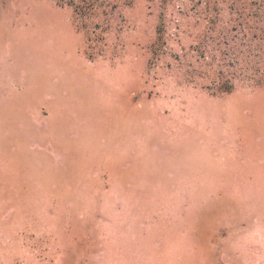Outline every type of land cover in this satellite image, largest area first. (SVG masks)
<instances>
[{"label":"rangeland","instance_id":"1","mask_svg":"<svg viewBox=\"0 0 264 264\" xmlns=\"http://www.w3.org/2000/svg\"><path fill=\"white\" fill-rule=\"evenodd\" d=\"M57 79L110 103V124L125 133L147 115L148 178L180 175L200 142L222 171L209 178L254 176L215 192H237V221L224 231L238 225L250 242L264 202V0H0V264H249L231 247L233 229L211 233L209 214L176 246L178 184L148 182L140 227L125 235L110 230V202L92 209L28 178L15 126Z\"/></svg>","mask_w":264,"mask_h":264},{"label":"crops","instance_id":"2","mask_svg":"<svg viewBox=\"0 0 264 264\" xmlns=\"http://www.w3.org/2000/svg\"><path fill=\"white\" fill-rule=\"evenodd\" d=\"M76 84V81L69 85L63 84L59 79L44 84L42 96L34 98L32 105L22 106V115L15 128L28 144L24 146L31 162V165L26 166L27 174L31 176L28 178H32L39 187L45 184V187L50 185L56 189L60 184L66 192L75 193L80 200L91 201L92 209L99 210L102 201L110 202V230L125 235L133 227H140V202L146 199L148 182L178 184L175 191L178 214L174 217L176 246L183 245L191 236V222H195L196 228L202 226L204 214H209L206 223L213 235L216 231L223 232L229 224L237 221L238 211L232 205L237 192H231L236 196L227 192L232 185L237 189L236 186L243 180L251 182L254 176L236 178L231 175L225 181L224 177L222 181L209 178L211 172L222 171L207 163V158L213 153L205 150L200 140L196 150L192 147L186 165L177 167L180 175L148 178L147 115H135L138 130L132 129L125 133L120 125L110 124V103L107 107L103 106L94 97L85 101L76 95L77 92L73 93V86L77 90ZM38 87L35 84L33 89ZM140 125H144V130ZM151 166L154 167V164L151 163ZM159 168L162 173L163 166ZM217 184L225 185L227 192L215 193L220 190ZM248 206L244 210L247 215L252 212ZM259 209L261 215L256 214L253 218L255 221L249 225L253 237L250 242L242 235H236L234 228L238 225L220 234L222 239H226L225 232L230 233L233 229L231 247L241 248L236 255L241 254L242 257L245 252L246 263L249 264H257L260 249H264V236L259 238V232L264 235V202L260 203ZM91 214L96 215L95 211ZM238 231L241 229L238 228ZM206 238L209 240L210 236Z\"/></svg>","mask_w":264,"mask_h":264}]
</instances>
